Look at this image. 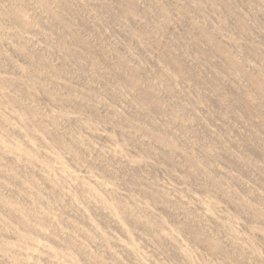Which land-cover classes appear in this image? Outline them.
I'll use <instances>...</instances> for the list:
<instances>
[{
    "label": "rangeland",
    "instance_id": "rangeland-1",
    "mask_svg": "<svg viewBox=\"0 0 264 264\" xmlns=\"http://www.w3.org/2000/svg\"><path fill=\"white\" fill-rule=\"evenodd\" d=\"M0 264H264V0H0Z\"/></svg>",
    "mask_w": 264,
    "mask_h": 264
}]
</instances>
